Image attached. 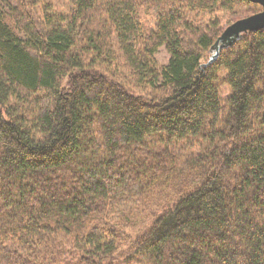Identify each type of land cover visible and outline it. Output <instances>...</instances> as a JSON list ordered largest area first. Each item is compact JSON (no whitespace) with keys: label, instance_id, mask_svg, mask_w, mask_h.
<instances>
[{"label":"trees","instance_id":"1","mask_svg":"<svg viewBox=\"0 0 264 264\" xmlns=\"http://www.w3.org/2000/svg\"><path fill=\"white\" fill-rule=\"evenodd\" d=\"M258 12L0 0V264H264Z\"/></svg>","mask_w":264,"mask_h":264},{"label":"water","instance_id":"2","mask_svg":"<svg viewBox=\"0 0 264 264\" xmlns=\"http://www.w3.org/2000/svg\"><path fill=\"white\" fill-rule=\"evenodd\" d=\"M250 3H255L262 8V12L254 14L251 17L243 18L230 25L221 34L218 42L215 45L216 52L219 50V44L223 46H230L240 35L244 32H253V30L264 29V0H248Z\"/></svg>","mask_w":264,"mask_h":264},{"label":"rangeland","instance_id":"3","mask_svg":"<svg viewBox=\"0 0 264 264\" xmlns=\"http://www.w3.org/2000/svg\"><path fill=\"white\" fill-rule=\"evenodd\" d=\"M41 1V0H40ZM42 1H44V2H47V3H49L52 7H54V8H56V9H58V10H60V11H62V10H64L65 9V5H67L68 4V1L69 0H42ZM260 7V12H262V8H261V6H259ZM260 12H258V13H260ZM258 13H256V14H258ZM239 21V20H238ZM234 23V22H233ZM232 25V24H231ZM230 27V26H229ZM228 28V27H227ZM226 28V29H227ZM225 31V30H224ZM157 62H159V65L161 66V65H166L168 62H167V60H168V55H167V53H166V51L165 50H163V49H160V52L157 54ZM221 92H222V95H223V98H225V97H227L228 95H229V92H228V90L227 89H225V88H222V90H221ZM187 145V144H186ZM202 148V146H197V145H195V146H193V147H186V148H184V147H182V146H177V150L179 151V152H181L182 153V155H185L186 157H188L189 158V156L191 157V156H193V155H197V153L198 152H200V149Z\"/></svg>","mask_w":264,"mask_h":264}]
</instances>
